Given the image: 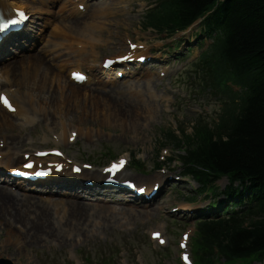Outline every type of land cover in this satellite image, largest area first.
I'll return each instance as SVG.
<instances>
[{"label": "rangeland", "instance_id": "374dc122", "mask_svg": "<svg viewBox=\"0 0 264 264\" xmlns=\"http://www.w3.org/2000/svg\"><path fill=\"white\" fill-rule=\"evenodd\" d=\"M19 2L25 5L29 3L33 7L38 6L36 0H19ZM119 2L128 3L130 5L128 10L123 12L119 9H112V11L117 10L121 13H103L101 16L102 19L96 17L97 22L103 23L102 20H105V24L102 27L109 26L116 32V36L113 39H109V37H106L104 32H102L101 37H99L101 41L97 47L98 54L95 56L88 54L84 55L82 53L69 55L72 46H65V43L69 40L66 38V34L75 35L78 39L80 36H90L86 35L84 30L88 21H91V19L95 17V14H93L94 7L89 9L83 19L81 17L82 20L78 19L80 22L76 24V26L68 20L72 18L71 16L66 17L67 14L75 10L74 3H54L50 0L47 5H41L42 11L36 10V16H39V18H37V20L35 19V21H37L36 26L39 28L37 31L41 34V39L34 44L36 45L35 49H44V54L41 59L44 63V67L49 69L50 75L56 82V86L59 83L68 86L67 72L60 71L63 73L61 74L58 70V65L62 67H74L73 65L84 66L94 62H100L106 55L124 52L127 48V44L124 42L125 33L132 32L133 29L143 30L144 39L150 42H155L165 37V35H159L156 32H152L150 29H143L144 15L149 4L152 2L151 0H106L103 3L107 6L109 4L115 5ZM138 2H144L146 5L143 7L137 6ZM99 6L100 8L98 10L102 8V4ZM28 9L31 8L29 7ZM50 27L55 28L56 32L49 37L47 34H49ZM195 29H198V27ZM193 30H191V32ZM61 32V36H58ZM189 33L190 31H187L184 34L186 35ZM182 35L183 33H179L173 38L179 42ZM37 37L39 36L37 35ZM164 40L171 42L173 39ZM73 41L75 40H72L71 43H73ZM204 42L206 46L211 40L206 38ZM190 47V49L186 50V46H183V51H181L182 54H180L181 58L176 59L177 62L175 65L182 67L181 74L177 78L174 77L173 80L168 78L165 81H157L154 73L151 77L150 90H157L158 92L163 91V93H165V98L162 95L157 100H149L145 103L135 98L133 95H119L114 92V94L117 95L116 97L137 102L135 106L128 105L126 109H120L119 107L122 105L120 102L108 99L109 97L105 99L94 97V88L99 89V87H102L101 84L87 88L83 91L84 94L80 93V95L72 97V99L69 100L65 97L64 93H58V87H56L55 94H52L48 99L46 97L47 92H43V96L46 99L45 109L47 113L53 114L56 111L57 113L55 116L65 115L69 104L77 106L79 111L75 113V118L78 120L85 118L84 120L86 121H76V124H73V126L84 129V132L91 130L92 135L86 136L81 133L75 144H63L64 149L67 150L69 155L81 161L88 160L102 165L107 163L111 157L122 151H129L131 154L139 153L142 156V160H144L141 161L142 165L136 168L133 163L128 174L133 177L145 178L148 183L149 180L151 181V179H154V176L157 174L155 171L157 163L161 160L159 151L163 147H170V157H177L181 153V150H176L174 146L164 144V142H166L164 131L173 129L180 134L181 129L184 128L186 133L190 134L201 113L208 121H211L213 118H217L218 112L223 105V101H221L219 96L215 93L213 94L205 90L202 93L196 92V94H193L192 90L188 87L190 86L188 76H190L191 69L188 64L196 59L201 52L197 42L190 43ZM30 52L32 51H27V53ZM171 55H174V52ZM18 58L19 57H16L15 60ZM7 62H10V60ZM18 63H16V67L25 64L23 61ZM57 63L60 64L57 65ZM3 67L5 68L2 69V65H0L1 71L8 72L10 70L6 69L8 66H4V64ZM139 76L141 77L142 74L140 75L139 73ZM18 83L19 81L17 80V84ZM132 84L133 82L130 81V85ZM142 84L143 83H141V85ZM171 84L180 86L181 94H184L188 90L189 96H187V98H182L174 94L175 90H167L168 86ZM144 86L147 87L146 84ZM234 88L235 90H240L239 87ZM35 91L37 93L38 88ZM174 99L175 101L172 102ZM100 102L102 105H100ZM27 106L30 108V104ZM43 107L44 105L41 109H38L39 113H41ZM150 107L153 109V112H151ZM166 108L170 112H167ZM30 109V111L33 112L34 109ZM102 112H104V114ZM105 115L107 116L105 117ZM55 116L53 117L54 122L51 128L56 132H60L62 130L60 125H55V122H59V118ZM68 117H74V115ZM45 123V121H42V123L35 128L37 132L36 138L40 141L44 134L48 133ZM13 125L18 127L17 124ZM44 146H48V144L38 147ZM172 167H175V165L172 164ZM175 168V172L180 174L182 168L179 166ZM185 181H188V179H185ZM191 182L194 186H198V184L191 179V181H189L190 184L187 185L189 191L192 190ZM227 184L228 181L226 177L218 181L220 189L225 188ZM182 193L187 195L184 192ZM177 196L179 195L174 194L172 196V194L169 193L163 194L155 203L151 204V211L152 208L158 205L160 206V210L157 214H155L157 210H153L150 215L141 213L139 216H136L132 212L139 213L141 211L144 212V210H137L131 208V206H127L125 207L126 212L124 211V213H122L124 218L122 219L119 216L117 219L115 217L111 218L106 216L103 211L93 214L92 210H88V214L86 213V229L84 226L82 232L78 234L72 231V237L74 236V238L72 240L66 238L68 241L64 245H62L60 239L53 241L48 240L44 243L25 244L17 234L14 232L10 233L9 228L4 229L6 232L4 237L5 241H8L11 237L16 239V242L4 251V255L12 259L14 264H69L67 262L68 258L66 253L67 250L71 248V255L75 260L74 264H83L84 262V254L77 253V250L79 251L80 249L81 253L85 252V254L91 256V262H89V264H104L105 259H108L112 264H123L121 258H126L128 260L126 264H131L130 262H133V260L135 261V256L142 264H179L176 243L181 231L187 226L192 225L193 222L181 220L178 216L169 215L166 212L174 204L180 203L179 199H176ZM220 198H223V196H220ZM86 202H88V204L90 203L88 206H91V201ZM209 202V200H201L193 205L197 208H203L208 206ZM111 205L112 204L109 203L103 204L104 208L103 206L102 208L103 210H108ZM95 218L100 219L99 225L96 227V232L93 231ZM160 220L168 222L167 233L170 237V244L166 248L159 247L155 242L150 241L147 236L148 229L154 227L155 222ZM77 235H83L81 243L76 242ZM193 236L194 233L192 237ZM68 243H71V245H68Z\"/></svg>", "mask_w": 264, "mask_h": 264}, {"label": "trees", "instance_id": "16d2710c", "mask_svg": "<svg viewBox=\"0 0 264 264\" xmlns=\"http://www.w3.org/2000/svg\"><path fill=\"white\" fill-rule=\"evenodd\" d=\"M205 15L213 42L195 66L230 101L217 122L200 118L193 134L166 139L185 149L201 191L229 180L221 211L199 222V263L251 264L264 261V0H164L148 18L177 31Z\"/></svg>", "mask_w": 264, "mask_h": 264}, {"label": "bare ground", "instance_id": "6f19581e", "mask_svg": "<svg viewBox=\"0 0 264 264\" xmlns=\"http://www.w3.org/2000/svg\"><path fill=\"white\" fill-rule=\"evenodd\" d=\"M49 1L50 0H36L38 6L34 7L29 3L27 5L22 4L19 2V0H11L9 3L13 6L27 9L28 12L33 13L36 12V10L42 11L41 5H47ZM52 1L54 3H69L71 0ZM5 5L6 3L1 4V6L3 7ZM29 7L31 9H28ZM98 8H100V6H94L93 14H95V17L91 19V21H88L84 30V33L86 35H90V39H93L95 41L91 48H88L82 52L84 55H97L96 47L101 41L99 37H101L102 34V29L99 27V24H105V20H102L103 23L96 21V17L102 19L100 13L99 16L97 14ZM106 9L109 10V6H107ZM80 12L81 11H79L78 14H80ZM69 21H71L75 26L80 22L79 20ZM96 28H99V30L101 31H97ZM104 29L110 28L106 27ZM1 52L2 51L0 49V53ZM43 52V48H36L32 53L28 54L24 53L23 50H14L15 55L10 56L7 59L9 60L11 58H15L17 56L16 54H18V56H21L20 61H23L25 64L16 67V63L20 61L17 60V62L15 63V61L12 60L4 64V66H8L6 67V69L10 70L8 72H5L6 74H0V84L4 82V84H12L15 86H9L8 93L11 95L13 104L17 107V112H20L21 110L25 112L23 119H20V122L22 125H24V127H16V125H13L16 123L14 115L8 112L0 104V142L3 141L6 145L5 148H0V154L5 155V157L0 161V165L6 169L21 165L23 163V156L21 154L23 149L28 146H34L37 143L38 138H36L35 136L37 132L35 130V127H31L33 124L37 125L42 121H50L51 125H48L49 128L54 122L53 117L57 112L55 111L53 114H49L46 112V99L43 96V92H47L46 97L48 99L52 96V94H55V91L57 89L56 87H58V93L64 92L65 97H67L69 100L72 99V97L80 95V93L84 94L83 91L88 88L87 86L81 87L80 85H77L70 80L68 81V79V86L61 83L56 86V82L50 75L51 73L49 69L47 67H44V63L42 62L41 57L43 55ZM6 60L2 61L1 63L6 62ZM3 68L5 67L2 66V69ZM17 80L19 81L18 84ZM37 88L38 91L36 93L35 90ZM93 94L96 98L105 99L106 97H109L108 99L122 103V105L119 107L120 109H126L128 105L135 106L137 104L136 101L128 100L126 98H119L111 93L103 94L93 91ZM31 102H33V104L30 106V108H33L35 104L40 105L41 107L44 105L43 110L45 111V113L38 114L37 112L35 114H31L29 108L26 107L27 104ZM100 105H102L101 102ZM150 110L151 112H153V109L151 107ZM78 111L79 108H77V106H72L69 104L65 115L55 116L56 118H59V122H55V125H60L62 129V132H60L61 136L66 137L70 129L75 128L73 124H76V121L81 120L82 122V120L85 119L84 118L78 120L75 118V113H78ZM102 113L104 114V112ZM72 115H74V117H68ZM106 116L107 115H105V117ZM31 117H33V123L30 122ZM82 130L80 131L82 132ZM89 134H92L91 130L89 131ZM65 144H68L67 140H65ZM9 149L11 150L10 153H8ZM30 150H33V147H31ZM11 171H13V169H11ZM126 176H128V174H126ZM137 180L140 185L147 183V180L142 177H138ZM149 182L151 181L149 180ZM82 198L83 197H79L78 195L67 200L56 197L54 200L47 199L49 201L48 202L43 198H39L38 196H34L32 194H23L15 189L13 190L12 188L0 182V219L6 223V226L10 229V232H14L15 234H17L18 237L25 242V244L44 243L45 241L51 240L53 238L60 239L62 241L66 239L63 229L65 223L66 226L70 227V230L78 229L77 232L82 231L81 229L86 222V213L88 214V210H95L96 213H99L102 210V207H98V205L92 204L88 207L87 203L84 202ZM50 202L51 204L53 203L52 207H50ZM159 208V206H156V208L154 207L153 210H159ZM56 211L61 213L62 215H55ZM61 218L64 219L65 222H62Z\"/></svg>", "mask_w": 264, "mask_h": 264}, {"label": "snow or ice", "instance_id": "6c2138e0", "mask_svg": "<svg viewBox=\"0 0 264 264\" xmlns=\"http://www.w3.org/2000/svg\"><path fill=\"white\" fill-rule=\"evenodd\" d=\"M8 25L7 24H3V25H0V28H6ZM109 63H111V62H109ZM77 77L78 78H83L82 76H80L79 74H77ZM4 102L7 104L8 103V101H7V98H4Z\"/></svg>", "mask_w": 264, "mask_h": 264}]
</instances>
